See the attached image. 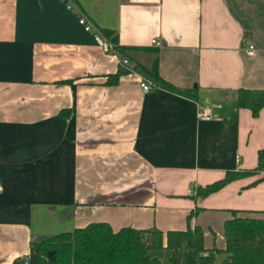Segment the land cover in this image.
I'll list each match as a JSON object with an SVG mask.
<instances>
[{"label": "crops", "instance_id": "obj_1", "mask_svg": "<svg viewBox=\"0 0 264 264\" xmlns=\"http://www.w3.org/2000/svg\"><path fill=\"white\" fill-rule=\"evenodd\" d=\"M71 1L128 62L61 0H0V264L89 223L164 234L188 215L204 253L224 257L225 220L264 219V167L197 191L254 169L264 149V106L235 102L240 87L264 89V0Z\"/></svg>", "mask_w": 264, "mask_h": 264}, {"label": "trees", "instance_id": "obj_2", "mask_svg": "<svg viewBox=\"0 0 264 264\" xmlns=\"http://www.w3.org/2000/svg\"><path fill=\"white\" fill-rule=\"evenodd\" d=\"M100 30L105 35L111 34L107 29ZM110 40L123 55L124 51L114 35ZM148 72L157 78L156 58ZM119 73L118 70L108 74L106 82H116ZM235 102L256 115L264 106V89L240 87L236 91ZM263 167L264 149H258L254 169L243 174H228L197 193L205 196L234 179L232 175L242 177ZM189 219L190 215L187 216L185 230H172L164 234L154 228L136 230L130 227L113 232L105 223H89L72 232L32 240L27 264H179L178 254L181 251L186 252V264H214L212 254L204 253L200 228H190ZM223 236L225 246L221 264H264V219L233 215L223 223ZM48 252H51L50 257Z\"/></svg>", "mask_w": 264, "mask_h": 264}, {"label": "built area", "instance_id": "obj_3", "mask_svg": "<svg viewBox=\"0 0 264 264\" xmlns=\"http://www.w3.org/2000/svg\"><path fill=\"white\" fill-rule=\"evenodd\" d=\"M61 1L64 3L65 8L72 10L76 14L83 28L92 33L93 39L96 44H98L104 51H114V42L111 41L109 38L104 37L101 32L97 29V27H95L94 24L88 19L87 15L82 10H80L76 5H74L71 0ZM154 43L158 44L159 41L156 40L154 41ZM252 48V44L247 45L248 52L252 51ZM118 61L122 64H126L128 62V59L124 55H120L118 57ZM151 86L152 84L147 79H145L143 76L140 77L138 81V87L140 88V90L146 91L150 89ZM196 113L199 118L207 119L211 116L210 112L208 111V108L203 105L198 106Z\"/></svg>", "mask_w": 264, "mask_h": 264}, {"label": "rangeland", "instance_id": "obj_4", "mask_svg": "<svg viewBox=\"0 0 264 264\" xmlns=\"http://www.w3.org/2000/svg\"><path fill=\"white\" fill-rule=\"evenodd\" d=\"M239 174H243V172H240ZM242 176H245V175H242ZM222 257H223L222 254H219L218 256H216V258L214 260V263L215 264H220L221 263V260H222Z\"/></svg>", "mask_w": 264, "mask_h": 264}, {"label": "water", "instance_id": "obj_5", "mask_svg": "<svg viewBox=\"0 0 264 264\" xmlns=\"http://www.w3.org/2000/svg\"><path fill=\"white\" fill-rule=\"evenodd\" d=\"M48 256H49V257L51 256V252H48Z\"/></svg>", "mask_w": 264, "mask_h": 264}]
</instances>
